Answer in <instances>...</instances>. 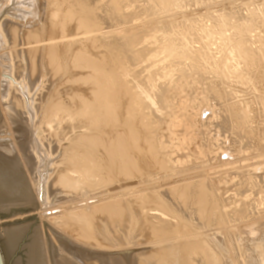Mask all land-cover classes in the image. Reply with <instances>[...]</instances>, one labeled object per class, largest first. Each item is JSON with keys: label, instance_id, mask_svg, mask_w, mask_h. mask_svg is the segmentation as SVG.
<instances>
[{"label": "bare ground", "instance_id": "obj_1", "mask_svg": "<svg viewBox=\"0 0 264 264\" xmlns=\"http://www.w3.org/2000/svg\"><path fill=\"white\" fill-rule=\"evenodd\" d=\"M200 135L237 165L176 181ZM28 207L25 264H264V0H0V212Z\"/></svg>", "mask_w": 264, "mask_h": 264}, {"label": "rangeland", "instance_id": "obj_2", "mask_svg": "<svg viewBox=\"0 0 264 264\" xmlns=\"http://www.w3.org/2000/svg\"><path fill=\"white\" fill-rule=\"evenodd\" d=\"M192 7V8H191ZM190 8L188 7V10H193L194 9V6H191ZM196 92V91H195ZM208 106H206V109H208L207 108ZM205 109V110H206ZM210 111L211 110H208L207 111V113H205L206 115L207 114H210ZM210 124V126L208 127H205V131L203 130V129H200L201 130V132L202 131H204V132H202V133H204L203 134V136L205 135V138H207V139H209L210 137H211V139L210 140H212L213 138L214 139H217L218 137H217V135H214L213 136V134H212V132L214 131V134H216L217 133V130L215 131V129L212 127V124L211 123H209ZM209 124H207V125H209ZM210 128V129H209ZM209 129V130H208ZM200 130L198 131V135L199 134H201V133H199L200 132ZM213 130V131H212ZM210 132V134H208ZM179 136V135H178ZM203 136L201 137V135H200V139L198 138L197 139V141H196V146L194 145L191 149H190V152L194 155V156H191V157H188V158H184V159H181L180 161L182 162L181 164H180V161H179V159H178V161H177V163H176V166H178V170H177V173H179V176L178 177H176L177 179H176V181H178V180H191V179H193V180H191V181H194V179L196 180V179H198V177H199V175L201 176L202 174H203V171L204 170H206L205 168L207 167V165H209V164H212V167L213 168H215V167H217V169L215 168V169H211V170H209V174H210V176H211V178H217V176L218 177H225L226 175H224L225 173H222L221 174V169H223V168H221V166L222 167H228L229 165H227L226 166V164H229V163H234V160H235V158H234V156H232V155H230V157H225V156H220L221 157V159H220V157H219V155H221L219 152V154L217 153V157H216V159L215 158H211L210 159V157L208 156V155H205V154H203L202 153V151H201V148L199 147V148H197L199 145H201V142H203L204 140H207V139H205V138H203ZM176 137V138H175ZM169 139L171 138V140H170V145L171 146H174V147H172V148H174V149H171V151H176L177 152V150L178 151H180L182 148H184V146H183V144H184V142H183V140H181V136H179L178 138H177V136L174 134V135H172V136H170V137H168ZM172 139H174V140H172ZM175 139H176V141H175ZM180 139V141L178 142V140ZM204 139V140H203ZM201 140H203V141H201ZM173 143H172V142ZM198 142V143H197ZM199 142H200V144H199ZM175 143H177V144H175ZM180 143V144H179ZM182 143V144H181ZM173 144V145H172ZM176 145V146H175ZM183 147H182V146ZM187 146H188V143L186 144ZM198 145V146H197ZM182 147V148H180L179 149V147ZM195 148V149H194ZM197 149H200V150H197ZM183 150V149H182ZM181 150V151H182ZM194 151V152H193ZM175 152V153H176ZM183 153H187L188 152V150H183L182 151ZM202 153V155H201V153ZM221 152V151H220ZM196 153V154H195ZM199 153H200V155H199ZM259 152H255V153H253L254 155V157L253 156H251V158L253 157V159H252V161L253 160H258L257 159V157L259 156V154H258ZM246 154V153H245ZM255 154H257V156L255 155ZM196 155V156H195ZM198 155V156H197ZM205 155V156H204ZM195 157H199V160L201 161H199L198 159V161L195 159ZM202 157V158H201ZM209 158V160L208 159H206V158ZM223 157V158H222ZM191 158V159H190ZM203 158H205L206 160H208V161H206V160H204ZM220 160H219V159ZM244 158H246V157H244ZM260 158H263L262 156H260ZM195 159V160H194ZM206 162H203V160ZM224 159V160H223ZM187 160V161H186ZM191 160V161H190ZM220 161V163H219V161ZM226 160H227V163H226ZM231 160V161H230ZM233 160V161H232ZM243 160H245V159H243ZM216 161H218V162H216ZM225 161V162H224ZM240 161H242V160H240ZM184 162H187V163H184ZM193 162H195V164L193 163ZM199 162V163H198ZM209 162V164H207ZM214 162V163H213ZM222 162V163H221ZM235 162H236V160H235ZM244 162V161H243ZM179 163V164H178ZM190 163V164H189ZM193 163V164H192ZM237 163L238 162H236V164H234V165H237ZM193 166H192V165ZM197 164V165H196ZM214 164V165H213ZM217 164V165H216ZM220 166H219V165ZM222 164V165H221ZM225 164V165H224ZM242 164H244V163H242ZM181 165V166H180ZM187 165V166H186ZM190 165V166H189ZM202 165H204V166H202ZM224 165V166H223ZM185 167L186 168H188V169H185ZM192 167V168H191ZM203 167V168H202ZM184 170H183V169ZM195 168V169H194ZM221 168V169H220ZM180 169V170H179ZM192 169H194V170H192ZM199 170V171H198ZM203 170V171H202ZM179 171H182V172H179ZM191 171V172H190ZM220 171V172H219ZM187 172V173H186ZM185 173V174H184ZM201 173V174H200ZM217 173V174H216ZM219 173V174H218ZM191 174V175H190ZM213 174H215V175H213ZM181 175V176H180ZM195 175V176H194ZM219 175H221V176H219ZM228 176V175H227ZM172 182H174V181H171V182H169V183H172ZM163 184V182H161V183H157V182H155V183H153V184H151V185H149V186H146V188L147 187H149L148 189H153V188H158V187H160L159 185H162ZM165 184V183H164ZM33 202H35L34 204L36 205L37 204V201L34 199L33 200ZM34 205V206H35ZM37 207H38V204L36 205ZM23 208V207H22ZM33 208V207H32ZM31 207H28V208H24V209H21V210H23V211H19V212H17V214H21V215H23L22 217H23V221L22 220H16V222H14V220L16 219V218H18V215L16 216V217H14L13 216V218H14V220L10 223L9 221H11L13 218L11 217V216H9L10 214V212L8 213L7 211H3V210H5L4 208H2L1 209V212H0V234L2 233V231L3 230H6V229H10V228H12V227H14V226H17V227H21V226H27V231L25 232V235H24V237H23V239L21 240V242L19 243V245H18V248L16 249V251H15V253L13 254V256H12V258L13 259H10V260H8L7 262L5 261V264H14V262H15V260L17 259V260H20V262H21V264H25L26 263V255H25V245L29 242L28 240H29V238H30V236H31V234H32V231H35V230H38L39 231V234H40V236H42L43 234H42V229H41V219L39 218V215H38V211H32L33 209H32ZM17 208H11V210H14V211H17L16 210ZM28 209V210H27ZM25 210V211H24ZM6 212V213H5ZM29 212V213H28ZM31 212V213H30ZM37 212V213H36ZM27 214L26 216H25V214ZM33 213V214H32ZM20 215V216H21ZM5 216V217H4ZM6 216H9V217H6ZM19 216V217H20ZM33 216V217H32ZM22 217H20V218H22ZM29 217V218H28ZM24 218H25V220H24ZM17 221H19V222H17ZM13 223V224H12ZM15 224V225H14ZM9 226H12V227H9ZM47 227H49L50 228V230L52 231V233H55L56 232V235L58 236V237H62V239L64 238V240L66 239V241L67 240H69V239H67V238H65V237H63V236H61V234L60 233H57V231L56 230H54L53 228L51 229V227L50 226H48V225H46ZM9 227V228H8ZM47 227L45 228V231H44V234H46V236H47V238L50 240V243H52V237H51V235L49 234V232L47 231ZM53 230H54V232H53ZM49 234V235H48ZM27 242V243H26ZM57 246V245H56ZM63 254V253H62ZM61 254V255H62ZM12 261V262H11Z\"/></svg>", "mask_w": 264, "mask_h": 264}, {"label": "water", "instance_id": "obj_3", "mask_svg": "<svg viewBox=\"0 0 264 264\" xmlns=\"http://www.w3.org/2000/svg\"><path fill=\"white\" fill-rule=\"evenodd\" d=\"M0 264H3V263H2V260H1V256H0Z\"/></svg>", "mask_w": 264, "mask_h": 264}]
</instances>
